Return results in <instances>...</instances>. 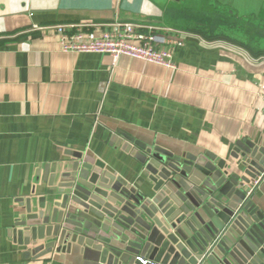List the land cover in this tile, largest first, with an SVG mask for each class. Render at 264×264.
Instances as JSON below:
<instances>
[{
	"label": "crops",
	"instance_id": "1",
	"mask_svg": "<svg viewBox=\"0 0 264 264\" xmlns=\"http://www.w3.org/2000/svg\"><path fill=\"white\" fill-rule=\"evenodd\" d=\"M119 23L154 26L175 67L66 52L55 28L93 38ZM114 128L228 163L238 142L264 150V0H0V264H90L81 250L37 263L13 232L27 201L53 200L49 175L72 153L147 191Z\"/></svg>",
	"mask_w": 264,
	"mask_h": 264
},
{
	"label": "water",
	"instance_id": "2",
	"mask_svg": "<svg viewBox=\"0 0 264 264\" xmlns=\"http://www.w3.org/2000/svg\"><path fill=\"white\" fill-rule=\"evenodd\" d=\"M112 138L143 166L149 188L137 191L99 159L72 153L49 175L53 200L27 201L13 232L34 245L35 262L81 250L90 264H143L138 256L146 264H264V206L255 197L263 149L238 142L228 163L121 128Z\"/></svg>",
	"mask_w": 264,
	"mask_h": 264
},
{
	"label": "built area",
	"instance_id": "3",
	"mask_svg": "<svg viewBox=\"0 0 264 264\" xmlns=\"http://www.w3.org/2000/svg\"><path fill=\"white\" fill-rule=\"evenodd\" d=\"M69 33L64 26L55 25L59 34L61 49L66 52H100L111 58L119 55L153 62L167 68L175 67L171 51L156 45L164 43V38L155 32L154 26H140L130 23H119L112 31H105L98 37H85L81 26L71 25ZM182 42H178L181 44ZM146 264L148 259L138 256Z\"/></svg>",
	"mask_w": 264,
	"mask_h": 264
}]
</instances>
